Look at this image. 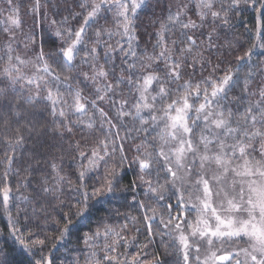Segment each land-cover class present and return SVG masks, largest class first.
I'll return each instance as SVG.
<instances>
[{
  "label": "snow or ice",
  "instance_id": "6c2138e0",
  "mask_svg": "<svg viewBox=\"0 0 264 264\" xmlns=\"http://www.w3.org/2000/svg\"><path fill=\"white\" fill-rule=\"evenodd\" d=\"M2 3L6 7L0 8L4 25L0 31L6 39L0 62L7 66L0 69V112L10 114L31 133L30 117L44 114L33 110L45 105L53 117L52 130L59 137L73 135L74 127L90 135L99 133L94 144L87 143L88 136H81L83 145L80 141L71 145L75 181L64 174L61 164L52 163V173L33 187L34 197H23L29 204L35 200L45 214V204L54 202L74 209L72 217L61 213L57 223L62 221L63 227L57 229L59 235L51 248L48 236L41 239L19 229L8 208L12 188L7 183L0 188L8 214L7 235L13 244H19L28 264H79L76 258L61 259L60 248L67 247L73 233L88 226L93 215L102 210L108 215L76 237L86 246L85 264H149L139 249L148 244L155 247L157 236L164 257L171 258L155 254L151 264H264V59H259L264 57V0H191L196 20L188 15L189 4L178 2L173 11L166 3L168 15L160 22L153 52L145 49L140 54L133 47V41L138 40L135 20L150 6V0H77L83 11L70 10L73 19L80 16L83 20L77 29L67 27L69 17L57 20L41 11L51 0L44 4L41 0ZM249 10L256 21L255 42L237 47L239 41L232 38L233 21ZM107 14L114 17L115 31L99 25L101 19L108 20ZM25 16L32 17L27 31ZM206 27L210 31H203ZM177 28L179 38L168 39ZM90 30L94 39L88 35ZM44 32L55 38L47 52ZM113 36H120L124 43L118 40L113 46L109 42ZM222 37L223 43H216ZM21 44L25 49L31 47L34 59L17 54ZM219 48L235 53V65L227 60L213 63L211 57L218 55ZM117 53L125 65L119 76L115 68H105L114 64ZM221 64L228 66L221 70ZM29 65L34 71H23ZM83 65L89 71H83ZM209 68L208 76L194 79ZM218 70L220 75H215ZM110 71L113 79H109ZM185 76L189 79L184 80ZM88 81L95 97L90 100L80 87ZM121 85L135 93L130 106L123 99ZM253 96L255 100L250 99ZM98 102L111 106L116 122ZM241 104L246 105L242 110ZM69 112L77 115L79 123L69 122ZM84 116L89 119L83 121ZM125 117L138 122L139 127L125 129L121 136ZM0 123L9 121L0 118ZM133 131L136 136L130 135ZM15 132V137L4 141L8 151L3 153L5 171L0 180H6L15 152L24 145L21 127ZM36 132L39 135L40 130ZM140 136L143 139L135 145V155H128L125 142ZM101 168L103 180H97L88 191L90 185L85 181ZM128 168L136 172V178L124 185L122 173ZM29 170L25 168V172ZM31 184V179L22 181L16 191ZM65 186L75 190L70 197L73 204L63 199ZM114 201L139 213L131 216L125 212L119 231L108 223L121 214L119 209L107 208ZM36 210L34 207L33 213ZM129 224L136 234L131 237L126 234L131 231ZM3 235L0 228V237ZM138 236H145L147 243L141 245ZM168 241L174 251H169ZM241 241L247 246L240 247ZM129 245L138 250L131 255L119 252ZM202 250L206 253L203 258ZM0 264H13L2 247Z\"/></svg>",
  "mask_w": 264,
  "mask_h": 264
},
{
  "label": "trees",
  "instance_id": "16d2710c",
  "mask_svg": "<svg viewBox=\"0 0 264 264\" xmlns=\"http://www.w3.org/2000/svg\"><path fill=\"white\" fill-rule=\"evenodd\" d=\"M150 6L147 9H144L139 12L141 20H137L135 22V30H136V37H138V40L133 41V47L136 49L137 53H142L145 49L148 51V53H152L153 49L149 47L148 43H150V40H146V36L148 35V31L152 28V24L154 23L155 27H159L160 29V22L164 21L165 18L168 15V8L166 7V3L170 4L172 6V10L175 11L176 4L179 3H187L189 4V10L188 15L191 19L196 20L197 17L195 15V11L192 8V3L190 0H159V3H157V0H150ZM26 3L29 2V0H25ZM79 2H83V0H79ZM41 3L44 4L45 0H41ZM6 5L2 3V0H0V8H4ZM43 9V11H42ZM42 12H47L48 17L55 18L57 20H60L61 18L67 16L69 17V23L67 27H71L73 29H77L81 26L83 23V20L80 16H76L75 19L72 18L70 15V10L72 13H80L83 10L77 7V0H51V3L47 4L46 8H42ZM160 9L162 11L158 12ZM27 9H25L26 11ZM157 15L159 14L161 19H151L149 23L144 21L145 17L147 15ZM108 15V20L105 21L101 19L99 21V25H104L106 28L111 29L115 31L113 20L114 17L111 14ZM111 18V19H110ZM3 17H0V21H2ZM26 24H25V31L28 29V25L32 23V17L26 16L24 17ZM233 24L235 27L232 29V38L234 40H238L239 43L236 45L237 47H240V44H243L244 47H250L252 43L255 42V31H256V21L254 19V12L252 10H249L247 13L243 14L242 16H238L234 19ZM99 25H96L95 27H99ZM4 27L3 23H0V30ZM42 30V29H41ZM94 30V29H93ZM93 30L89 31V37L93 38L92 32ZM203 31H210L207 27L203 29ZM199 33L197 32V35ZM180 35V30L174 29V32L172 35L168 36V39H178ZM223 38V37H222ZM5 36L2 31H0V55L3 54V45L5 41ZM18 39H22L18 35ZM55 39L54 37H50L47 32H44V40L48 43L45 44V52L49 50V47L51 46V40ZM104 39H107L105 36ZM120 41L121 43H124V40L120 36H113L111 41H109L113 46L116 45L117 41ZM157 42V38L155 39ZM136 42V44L134 43ZM220 41H216V43L220 44ZM136 46V47H135ZM15 47V45H14ZM125 48H127V45L125 44ZM243 49L241 50L242 54ZM17 54L20 55L22 58H28L32 57L34 58L35 53L31 50V47L29 49H25L23 45L21 44L17 48ZM83 55V53H82ZM207 55V53H206ZM264 57H261L259 59H262ZM213 60V63H218L219 60H227L230 61L233 65H235V53L229 54L228 51L224 48L218 49V55L213 54L211 57ZM101 63H103V58L101 57ZM7 65L3 62H0V69L3 67H6ZM125 65L123 64V57L117 53V55L114 58V64L112 65H105L106 69L111 70L112 68H115V75L119 76L121 68H123ZM162 66V65H161ZM227 64H221L220 69L223 70L227 67ZM155 67V65H153ZM83 71H89L87 65L82 66ZM80 69L78 68L77 71ZM23 71L27 73H31L34 71L31 65H29L27 68L23 69ZM247 71V70H245ZM211 69L209 68L207 71L204 72H198L195 75V80L199 81L202 77H206L210 74ZM91 74V73H90ZM215 75H220V70H218ZM109 79H113L112 73L110 71ZM189 79L188 76L184 77V80ZM184 80H181L180 83H183ZM81 89L83 90L82 94L87 99H94L93 95V85L91 81L86 82L85 84L80 85ZM121 88L123 90V99H127L129 101V106L133 103L135 99V93L133 91L132 94L129 93L128 87L126 85H121ZM239 91V89H237ZM63 92V89H62ZM179 94V93H178ZM236 93H233L232 95H235ZM41 95H45V93L41 92ZM65 98H67V93L64 92ZM250 99L255 100L256 97L253 96ZM101 107H104V110L108 112V115L112 117L113 121L116 122V113L115 111L111 110V106L106 102H98ZM246 105L241 104L239 105V108L242 110ZM45 105H39L36 109L33 111L36 112H43V116L40 115L30 117L32 120V126L33 131L31 133L24 131V124L17 125L14 120L11 119L10 114L0 112V118L7 119L9 123L5 125L4 123H0V177H2L3 172L5 171V165H4V155L3 153L8 151L5 144L6 138H13L16 135L15 128L21 127L23 135L25 137L23 148H18L15 152V160L12 164V171L9 172V175L7 176L6 180H0V188L4 186L5 183H7L11 188L12 192L10 193V199L8 202V208L11 211V216L13 220H17L18 224L17 226L21 231H25L26 229L28 232L34 233L38 235L41 239H43L45 236H48L50 239L48 241V246L51 248L52 240L55 239L59 235L57 229L63 227V222L57 223V221L61 220V213L68 215L69 217H72L74 209H71L69 207H64L62 204H59V202H54L51 205L45 204V207L47 208V214L41 212L39 208L37 207L35 200H33V203L29 204L27 203L23 197H34L35 193L33 192V187L36 186V182L40 179L47 177L50 173H52V168L50 165L52 163L61 164L64 170V174L71 177L73 181H75V164L76 161L72 159V153L71 145L75 141H80L83 145L85 143L84 140H81V136H88L87 143L89 145L94 144L96 142V137L99 135V133L95 134H89L87 131L74 127L73 128V135L69 136L67 133H65L64 137H59L52 129H53V117L49 114L48 111H45ZM66 111H68L66 109ZM233 111H236V108H233ZM89 115H93L92 112H89ZM83 121H87L89 119V116H84L81 118ZM68 120L72 124L79 123L77 115H73L69 112L68 114ZM97 125H99V118H97ZM134 127H139L138 122L131 120L130 118L125 117L124 118V124L120 125V132L121 136H124L126 134L125 129H133ZM36 129L40 130L39 135L36 132ZM132 136H136L137 133L134 131L130 133ZM143 137L140 136L139 138L133 140L129 139L125 142V152L128 154L130 146L135 147L136 144L141 143ZM134 150V149H133ZM151 150V149H149ZM135 151V150H134ZM63 158L62 162L60 158ZM25 168H30L28 172H25ZM19 172V175H15L16 172ZM103 173V168H101L100 171L93 174V178L89 181L86 180L85 183H89V189L88 191H91V185L95 184L97 180H101L100 175ZM123 177V184L128 185L133 177L130 171H125L122 173ZM27 179L32 180V184L25 189L24 187H20L19 192L16 191L18 185L21 184L22 181H25ZM75 190L74 188H69L65 186V194H64V201L68 204H73L75 201L74 199H71L70 197L74 195ZM142 198V197H141ZM3 196L2 193H0V228L4 229V235L0 237V247L5 248L8 254V257L10 260H12L13 264H28V257L25 256L21 250L19 244H13L11 239L8 237V228L6 225L8 224V214L4 210V205L2 203ZM131 201V196L129 197V203ZM41 203H44L41 201ZM36 208V212L33 213L32 209ZM108 209H119L120 215L116 216L114 219L108 220V223L111 225L120 224L122 215L125 213L126 210H130L135 212V216H138L139 213L136 209L130 208V207H121V204L118 202H113L112 204L107 205ZM19 210V211H18ZM26 210V211H25ZM108 213L106 211H99L95 213L92 217V220L89 222L88 226L81 227L79 232L73 233L72 242L67 245V247H61L59 251V256L61 259L64 258L65 255H71L73 253H78L79 248L82 247L84 244L83 240H77V236H82L84 232L88 231V227L95 228L97 226L98 221L102 216H107ZM119 231V230H117ZM130 235V233H126ZM169 243V251H174L171 248V241H168ZM123 248V247H122ZM75 249V250H74ZM127 250L133 251L134 247L128 246L126 247ZM156 253L159 254L164 259H170L171 257H164V248L160 246L159 243V237H156V245L155 249Z\"/></svg>",
  "mask_w": 264,
  "mask_h": 264
},
{
  "label": "rangeland",
  "instance_id": "374dc122",
  "mask_svg": "<svg viewBox=\"0 0 264 264\" xmlns=\"http://www.w3.org/2000/svg\"><path fill=\"white\" fill-rule=\"evenodd\" d=\"M190 2H191V0H190ZM150 3H151V1H150ZM159 11L158 12H161L162 13V11L160 10V9H158ZM42 11H43V9H42ZM26 17V16H25ZM153 18H155V19H161L160 18V16H159V14H155V15H147L146 17H145V19H144V21H146V23L148 22L149 23V21L151 20V19H153ZM111 19V18H110ZM112 20H114V19H112ZM139 21V20H141V18H140V15L138 14V18L135 20V22L136 21ZM155 24L153 23L152 24V28L148 31V35H145L146 37V40L148 41V40H150V43H148V45H149V47H151V49H153V45H155L156 44V41H155V39L157 38V35H156V33L159 31V27H155L154 26ZM135 35H136V30H135ZM135 44H136V42H134ZM223 43V38L221 39V42H220V44H222ZM136 47V46H135ZM27 59H34V58H32V57H28ZM262 59H264V58H262ZM158 107H159V105H158ZM145 115H147V113H145ZM135 147H133V146H130V148H129V152H128V155H135ZM134 167V166H133ZM127 171H130V173L132 174V177H133V175H134V177H133V179L132 180H134L135 178H136V172L135 171H133V169L132 168H128V169H126ZM125 170V171H126ZM100 178H101V180L100 181H102L103 180V173L100 175ZM125 185V184H124ZM137 191H139V189H137ZM130 203H131V201H130ZM131 208V207H130ZM125 212H127L128 214H130L131 216H135L134 214H135V212H133V211H130V210H126ZM117 218H121V222H120V224H116V225H112L116 230H119L120 229V227L123 225V223H124V215H122V217L120 216V217H117ZM128 227H129V229L131 230L129 233H130V237L132 236V235H136L135 234V232H134V230H132V226L129 224L128 225ZM141 227H142V225H141ZM137 239H138V242L141 244V245H143V244H146L147 243V238L145 237V236H138L137 237ZM129 246H132V247H134V249H133V251H130V250H127L126 248H120L119 249V252L120 253H122V254H127V255H131V254H134L138 249L136 248V246L135 245H129ZM245 246H247L243 241H241L240 242V247H245ZM155 249V247H153V245L152 244H148V246L146 247V248H141V249H139V251H140V254H141V258L142 259H144V260H146V261H148L149 262V264H151V258H152V256L153 255H155L154 253H156V251L154 250ZM145 253H148V255H144ZM86 254V246L85 245H83L82 247H80L79 248V252L77 253H73V254H71V255H65L64 257H67L68 258V260H72L73 258H76V259H78L79 260V264H85V260H84V255ZM206 253L202 250V252H201V257L203 258V256L205 255Z\"/></svg>",
  "mask_w": 264,
  "mask_h": 264
}]
</instances>
